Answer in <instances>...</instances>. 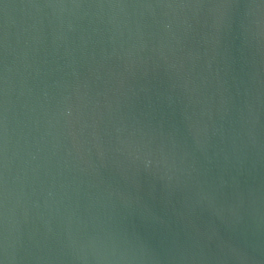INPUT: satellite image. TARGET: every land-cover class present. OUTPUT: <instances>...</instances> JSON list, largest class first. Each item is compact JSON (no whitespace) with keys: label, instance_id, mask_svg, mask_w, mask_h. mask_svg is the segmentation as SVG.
I'll return each instance as SVG.
<instances>
[{"label":"water","instance_id":"95a60500","mask_svg":"<svg viewBox=\"0 0 264 264\" xmlns=\"http://www.w3.org/2000/svg\"><path fill=\"white\" fill-rule=\"evenodd\" d=\"M0 264H264V0H0Z\"/></svg>","mask_w":264,"mask_h":264}]
</instances>
